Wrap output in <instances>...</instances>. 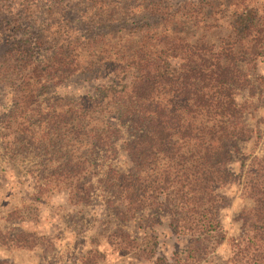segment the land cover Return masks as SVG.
I'll list each match as a JSON object with an SVG mask.
<instances>
[{
    "label": "trees",
    "instance_id": "16d2710c",
    "mask_svg": "<svg viewBox=\"0 0 264 264\" xmlns=\"http://www.w3.org/2000/svg\"><path fill=\"white\" fill-rule=\"evenodd\" d=\"M138 1L102 0L100 13L80 18L88 34H44L47 55L24 49L4 67L13 105L2 143L11 157L28 148L50 154L40 188L65 190L72 205H90L100 190L119 224L108 241L128 264H199L224 239L227 200L218 189L231 184L232 155L252 134L238 94L250 82L241 64L255 66L264 54V8L255 0ZM101 67L121 79L99 97L42 100L49 86ZM248 158L240 180L252 206L240 215L231 261L264 264V158ZM147 212L168 217L172 233L188 239L184 251L168 258L153 233L135 237L122 227ZM32 237L13 241L33 249L40 238ZM101 259L91 251L83 263Z\"/></svg>",
    "mask_w": 264,
    "mask_h": 264
},
{
    "label": "rangeland",
    "instance_id": "374dc122",
    "mask_svg": "<svg viewBox=\"0 0 264 264\" xmlns=\"http://www.w3.org/2000/svg\"><path fill=\"white\" fill-rule=\"evenodd\" d=\"M86 1L0 0V264H84L83 258L91 251L104 256L99 264H128L131 261L130 257L116 252L108 241L109 233L119 224L112 217L100 190L94 193L90 205L77 206L69 203L65 190L41 189L43 180L39 172L51 155L45 152L37 154L28 148L23 154L11 157L6 153L1 138L2 122L13 105V92L1 81L4 67L14 66L19 52L24 49L31 50L38 59L47 55L48 46L39 47V38L44 34L56 31L81 36L88 34L90 28L80 18L100 13L102 0H91L90 3H96L94 8H87ZM162 1L180 6L184 2L198 0ZM255 1L258 7L264 8V0ZM143 2L132 4L142 6ZM241 67L250 82L239 92L238 101L249 106L244 120L251 127L252 134L249 140L239 143L238 152L232 155L231 184L218 189V193L227 200L220 214L224 239L199 264H234L231 245L242 232L240 215L252 206L251 200L242 192L241 165L243 160L248 163L250 156L264 158V54L255 66L242 63ZM119 79L112 71L101 67L49 86L41 98L72 102L88 96L99 97L103 88L114 86L117 80L120 83ZM130 80L131 74L123 79L124 83ZM122 140L119 141L120 146ZM119 159L114 162L125 161L123 157ZM122 227L135 237L153 233L159 238V253L168 258L188 246L186 237L172 233L166 215L143 213ZM21 232L33 234L32 238H35L34 234L38 236L39 245L33 249L16 245L13 240ZM154 261L143 259L136 262L153 264Z\"/></svg>",
    "mask_w": 264,
    "mask_h": 264
}]
</instances>
